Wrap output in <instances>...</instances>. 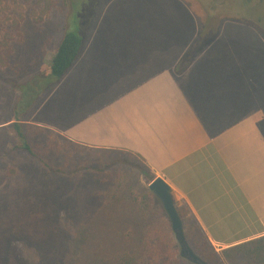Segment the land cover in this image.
I'll use <instances>...</instances> for the list:
<instances>
[{
	"label": "rangeland",
	"instance_id": "obj_1",
	"mask_svg": "<svg viewBox=\"0 0 264 264\" xmlns=\"http://www.w3.org/2000/svg\"><path fill=\"white\" fill-rule=\"evenodd\" d=\"M183 1L153 0L136 9L133 0H58L42 20L33 15L31 6L26 7L9 65L0 67V127L9 129L0 140V264H147L141 258L138 226L109 223L110 213H122L127 216L123 220L142 217L147 228L156 220L153 212L163 208L157 198L147 199L151 181L136 166L145 167L142 161L124 151L77 148L45 125V113L64 87L65 93L56 99L55 114L82 115L132 89L155 66H137L132 75L113 73L106 57L112 60L118 54L108 52L112 55L108 56L104 51L137 44L138 51L155 49L157 53V38L165 32L170 38L175 35L169 47L177 54L190 49L202 34L215 40L201 52L214 46L233 56L239 53L236 57L242 59V66L249 63L247 55L257 64L259 48L264 46V40L256 39L258 35L264 38V0H252L249 7L241 0L232 5L233 0H222L217 11L197 0ZM95 26L100 47L93 48L94 54L90 51L70 75L59 80L60 92L53 93V89L43 95L23 122L36 156L14 149L20 146L10 126L18 98L15 84L47 72L67 33H79L86 39ZM220 33L224 38L216 40ZM236 36L248 39L242 44ZM234 60L226 56L223 64ZM169 62L168 57L162 64ZM179 264L193 263L182 258Z\"/></svg>",
	"mask_w": 264,
	"mask_h": 264
},
{
	"label": "crops",
	"instance_id": "obj_2",
	"mask_svg": "<svg viewBox=\"0 0 264 264\" xmlns=\"http://www.w3.org/2000/svg\"><path fill=\"white\" fill-rule=\"evenodd\" d=\"M152 1L133 0V5L143 9ZM98 32L95 26L84 39L83 53L64 79L90 51L94 54L93 48L100 47ZM167 35L157 38V53L155 49L138 51L137 44L104 51L118 54L112 60L106 57L113 73L132 75L142 65L145 69L155 66L148 70L154 72L82 115L54 113L58 95L65 93V87L59 91L63 85L58 83L53 93L60 94L45 113V125L76 144L138 157L153 180L162 177L171 185L177 205H187L217 250L263 237L264 46L259 48L257 64L247 55L249 63L244 66L236 57L239 53L233 56L211 46L178 73L176 66L190 49L177 54L169 47L175 35ZM238 36L245 44L248 38ZM223 38L220 33L216 40ZM256 39L264 40L260 35ZM230 55L236 60L223 64ZM168 57L165 66L162 61Z\"/></svg>",
	"mask_w": 264,
	"mask_h": 264
},
{
	"label": "trees",
	"instance_id": "obj_3",
	"mask_svg": "<svg viewBox=\"0 0 264 264\" xmlns=\"http://www.w3.org/2000/svg\"><path fill=\"white\" fill-rule=\"evenodd\" d=\"M57 3L58 0H0L1 68H7L9 65L13 53V42L20 35L21 24L25 19L26 7L31 6L33 15L38 16L42 20L55 9ZM14 9L18 10L15 16H13ZM214 40L215 37L207 40L206 37L200 34L190 50L180 59L176 66V71L178 73L184 72L194 61L196 55ZM84 41V37L79 33H67L57 45L47 72L36 74L23 83L15 84L18 98L13 111L14 122L10 126L18 137L20 146L14 147V149L21 148L32 156H36L31 144L27 140L23 122L43 95L52 91L58 85L59 80L63 79L75 66L83 53ZM8 131L7 127H0L1 141L8 135ZM65 140L69 141L68 139ZM69 142L77 148L86 147L72 141ZM136 166L142 174L150 178V181L153 180L146 167L139 164ZM153 198L156 197L149 191L147 199L152 201ZM178 212L183 221L187 241L194 252L206 263L264 264V236L218 253L187 205L178 206ZM109 215H111L109 219L110 224H126L128 222L129 225L138 226L141 258L144 257L147 264H179L182 259L180 247L174 237L171 223L163 208L153 212L156 220L147 228L145 227L146 221L142 217L132 216L128 220H123L122 217H127L126 214H115L112 212Z\"/></svg>",
	"mask_w": 264,
	"mask_h": 264
},
{
	"label": "water",
	"instance_id": "obj_4",
	"mask_svg": "<svg viewBox=\"0 0 264 264\" xmlns=\"http://www.w3.org/2000/svg\"><path fill=\"white\" fill-rule=\"evenodd\" d=\"M149 190L160 201L171 223V229L180 247V256L193 264H208L194 252L186 239L183 221L178 212L171 185L162 177H158L149 184Z\"/></svg>",
	"mask_w": 264,
	"mask_h": 264
},
{
	"label": "flooded vegetation",
	"instance_id": "obj_5",
	"mask_svg": "<svg viewBox=\"0 0 264 264\" xmlns=\"http://www.w3.org/2000/svg\"><path fill=\"white\" fill-rule=\"evenodd\" d=\"M198 2L204 3L207 7H211L213 9V11H217L218 9H220L221 5L223 4L222 0H197ZM231 1V0H230ZM242 4L245 7H249L251 5V1L252 0H241ZM260 2H262V0H258ZM234 3V0L231 1V5Z\"/></svg>",
	"mask_w": 264,
	"mask_h": 264
}]
</instances>
